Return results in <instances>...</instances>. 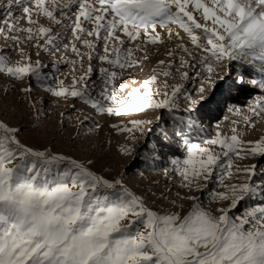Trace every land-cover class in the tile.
I'll list each match as a JSON object with an SVG mask.
<instances>
[{
    "label": "snow or ice",
    "instance_id": "1",
    "mask_svg": "<svg viewBox=\"0 0 264 264\" xmlns=\"http://www.w3.org/2000/svg\"><path fill=\"white\" fill-rule=\"evenodd\" d=\"M0 39V75L35 81L54 98L79 100L109 117L180 113L173 115L180 127L162 130L164 141L182 139V155L170 159L164 176L186 190L171 200L161 196L153 208L147 199L155 193L137 194L125 174L106 178L92 170L91 159L28 146L20 127L0 121V264H264V169L257 183L259 164L241 167L233 160L264 159V135L244 141L237 120L226 134L221 124L228 116L198 141L184 131L203 132L191 114L206 108L211 115L225 84L242 85L245 75L256 73L251 84L264 92V0H0ZM166 41L176 42L167 61H157L130 90L120 82L141 68L149 45ZM61 63L71 66V84L44 71H59ZM233 64L238 79L229 82ZM173 69L181 82L169 85ZM190 78L199 82L196 98L184 90ZM21 92L30 94L31 85ZM226 110L240 114L236 105ZM246 110L244 126L255 127L264 95L249 99ZM152 124L138 118L110 127L135 141L134 133H150ZM178 200L190 203L185 208ZM221 202L226 206L212 207Z\"/></svg>",
    "mask_w": 264,
    "mask_h": 264
},
{
    "label": "rangeland",
    "instance_id": "2",
    "mask_svg": "<svg viewBox=\"0 0 264 264\" xmlns=\"http://www.w3.org/2000/svg\"><path fill=\"white\" fill-rule=\"evenodd\" d=\"M16 15H21V13L16 12ZM57 31L62 30L58 29ZM157 31H160L162 35H166L162 29L158 28ZM4 43L0 39V46H3ZM175 43V41L172 43L166 41L164 45L160 46L149 45L148 59L142 61V70L141 68L131 69L130 71L133 75H126L120 82L127 84L129 90L136 87L137 85L133 83V80L142 82L152 73L153 68L158 67L157 61H167L166 51L168 48L174 47ZM25 51L27 52L29 49L26 48ZM31 52L33 60L37 59L35 49H32ZM67 55L69 58H75L72 57L71 53ZM137 56H143V53H137ZM18 58V56L12 55L13 62ZM39 59L46 64H51L52 61V58L44 53H41ZM94 67H99L98 61H94ZM237 67L235 64L231 66V75L227 78L229 82L237 81V78H234L235 74H237ZM44 71L56 78L63 79L66 85L71 84L72 73L70 65L61 63L59 71L51 67ZM75 74L80 75L81 70L78 68ZM221 74H223V71H221ZM190 76H194V73H190ZM248 77L249 79L246 80ZM93 79H96V77L94 76ZM164 79L165 77L162 75L159 77L158 84L161 86V91H163L162 84ZM252 79H258V75L256 73H252V76L245 75L243 85L232 83L231 87H228L225 84L223 95L219 92L217 93V98L221 103L213 108L211 115L204 114L207 111L206 108L191 114L193 121L202 123L203 132H200L199 129L189 131L185 128V135L196 141L200 140L203 136H210L214 134L216 125L221 123L225 116L229 117V122L222 123L221 127L226 134H230V122L237 120L240 124L238 132L240 133V138L244 141H254L264 135V114L259 119H254L255 127L244 126L243 117L250 115L246 110L249 99H254L258 95H264V92L258 86L251 84ZM96 82L97 84L100 83L99 80H96ZM180 82L179 74L173 69L172 77L168 78L169 85ZM49 83H52L53 86L55 85L54 80ZM183 83L185 85L184 90L192 92L194 98H196L194 90L199 87V82L190 78ZM29 85L32 87L30 94L21 92V88ZM237 91L238 94L235 95ZM230 98L233 101H237L235 103H237L236 106L240 109L239 115L229 114L225 110L227 109L225 103ZM179 103L181 109L186 107V102L183 101L182 97ZM33 104L35 107H33ZM173 115L178 117L180 113L169 114L166 110H161L159 112L149 111L139 114L130 113L118 117L100 115L91 107L82 104L79 100L69 98L65 101L52 97L35 81L28 79L15 81L0 75V121L22 129L19 134L22 143L41 150L47 147L53 151L71 155L82 162L91 159L93 161L92 170L106 178L116 177L118 174L123 173L125 174V183L137 194L146 192L155 193V196L147 199V203L153 208L161 206V196H167L171 200L177 198L178 194H186V190L176 186L174 179L164 176V169L168 168L170 170L172 167L169 163L170 159L173 156L182 155L180 148L182 139L172 136L167 141H164L162 135V130H168L171 133L173 126L180 127L178 121L173 119ZM184 115L187 118L188 114L185 113ZM86 116L89 119L85 120ZM157 116L161 117L159 121L156 120ZM138 118L150 119L153 121V124L151 125L152 131L150 133H145L144 135L138 132L134 133L136 136L135 141L131 139L132 133L118 135L117 130L110 127V125L122 122L127 124L129 120ZM127 126L131 127V125ZM162 141L164 142L161 143ZM122 148L131 149V154H123L120 151ZM153 148H155V151H153ZM156 155H159V160L152 159ZM233 160L241 167L259 164L257 183L259 182V171L260 169H264V159L250 157L244 160H236L233 157ZM141 173H143V176L140 175ZM217 190L222 191L223 189ZM203 199L205 205H207V197L204 196ZM177 202L183 203L185 208L190 203L179 200ZM164 203H167V201H164ZM217 206H226V202H221L212 207L215 208Z\"/></svg>",
    "mask_w": 264,
    "mask_h": 264
},
{
    "label": "bare ground",
    "instance_id": "3",
    "mask_svg": "<svg viewBox=\"0 0 264 264\" xmlns=\"http://www.w3.org/2000/svg\"><path fill=\"white\" fill-rule=\"evenodd\" d=\"M236 76H234V78L236 79H238V76H237V74H235ZM252 76V75H251ZM234 79V80H235ZM249 79V77L246 79V80H248ZM234 85V84H233ZM243 85V84H242ZM240 88V87H239ZM235 91V90H234ZM234 93V92H233ZM238 94V91H237V93H235V95H237ZM242 95V94H241ZM233 96H234V94H233ZM239 98V97H238ZM237 99V98H236ZM235 102H237V101H233L231 98L229 99V100H227L226 101V103H225V105H237V103H235ZM227 108V107H226ZM226 110V109H225ZM227 111V110H226Z\"/></svg>",
    "mask_w": 264,
    "mask_h": 264
}]
</instances>
